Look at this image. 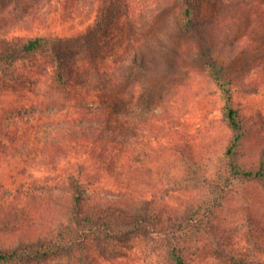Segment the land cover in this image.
I'll use <instances>...</instances> for the list:
<instances>
[{"label": "trees", "instance_id": "trees-1", "mask_svg": "<svg viewBox=\"0 0 264 264\" xmlns=\"http://www.w3.org/2000/svg\"><path fill=\"white\" fill-rule=\"evenodd\" d=\"M6 1L0 0V6ZM90 1L92 20L80 30L67 34L46 26L44 32L13 34L3 41L0 70L3 64L7 65L3 70L13 69L11 63L24 55L43 52L44 57L17 76L19 80L24 76L27 86L16 79L23 92L16 107H33V114L20 111L12 123L0 122V169L10 168L12 174L24 177L20 185L0 192V201L9 202L6 208L0 206V234H15L23 225L20 219L35 210L30 216L41 221L36 228L41 234L0 243V264H102L103 259L107 264H138L131 241L141 237L165 251L168 264L199 262L200 247L192 249V243L197 245L203 238L214 240L219 251H225L212 217L237 182L264 186V153L254 163L238 160L248 133L234 103L239 87L229 72L214 70L232 136L213 177L202 179L209 189L206 200L184 215L165 210L172 191L178 190L171 172L177 164L151 162L154 154L158 158L173 154L184 162L186 172L197 174L196 167L187 169L189 158L177 138L182 131L174 122L178 116L172 108L163 116L141 110L151 105L161 86L164 99L172 101L170 88L177 90L183 85L182 71L189 69V75L192 70L184 64L189 55L204 64H220L196 25L201 0ZM219 3L229 9L218 14L210 27L219 31L222 43L234 36L244 19L250 23L245 36L251 37L249 32L256 30L254 17H264V0ZM175 29L181 36L177 59L162 63L153 48L157 44L170 48L164 36ZM196 34L199 39L189 44L187 38ZM236 42H230L228 62L238 54ZM37 208L45 214H37ZM247 231L264 251V232L258 233L252 222ZM260 261L264 263V258Z\"/></svg>", "mask_w": 264, "mask_h": 264}, {"label": "rangeland", "instance_id": "rangeland-1", "mask_svg": "<svg viewBox=\"0 0 264 264\" xmlns=\"http://www.w3.org/2000/svg\"><path fill=\"white\" fill-rule=\"evenodd\" d=\"M91 4L90 0H9L4 2L0 6V50L4 46V39L9 40L10 35L13 34L19 36L33 34L37 31L42 32L46 26H49L52 31L59 30L67 34L84 28L93 17ZM227 7L220 4L219 0H201L200 8L197 7L196 25L201 30L202 40L205 38L208 43L204 42V45L208 47L209 51H213L215 57L220 60V64H204L201 59H198V56L194 58L189 55V57L191 56L190 60L184 64H190L192 70L189 75H186L189 69L182 71L183 79L182 76H179V80L183 82V85L178 86L177 90L174 87L170 88L172 95H169V98L172 101L168 102L164 99L161 86L158 93L153 96L151 105L146 104L145 108L141 109L143 114L150 112L160 116H163L168 108H172L176 112L178 118L174 122L179 125V129L182 131L181 137L177 138L182 140L187 158H189V162H186L189 164L187 169L192 167L197 169L196 175L189 171L186 172V167L183 168L184 162H181V159L173 154H166L162 158H158L154 154L151 157L154 166L159 163L160 165L175 163L178 166L171 169L172 174H175L178 180L176 186L178 190L172 191V196L169 197L170 202L165 210L170 209V213L184 215L206 200L209 189L202 179L205 176L213 177L214 170L221 160L222 151L226 149L225 147L232 136L223 109L224 94L220 85L213 78L214 72H216L214 70L220 74L229 72L230 79L233 80L234 85L239 87L234 95V103L239 106L248 131L244 144L238 151L239 162L254 163L253 161L260 159L264 153V17L259 15L254 17L253 25L256 30L249 32L251 37L245 36L250 23L249 20L244 19L240 22L239 28L236 27L234 36H231L229 41L222 43L219 31L212 32L210 25H212L211 21L218 14L222 15ZM207 27L209 29H206ZM199 36L196 34L191 35L190 39L187 38L189 44H192L194 39L198 40ZM242 36L245 38L239 41ZM180 37V33L175 29L174 32L164 36L170 48L161 44H157L153 48L162 63L165 60L177 59L175 51L180 48ZM118 40L119 38L115 39L116 42ZM233 40L237 41L234 47L239 51L237 56L228 62L227 58L230 57L228 48ZM112 44L113 40H110L109 45ZM102 45L106 50L107 39H104ZM243 45L247 46V49L242 50ZM190 49L185 50L190 52ZM233 52L231 51V53ZM43 54V52H38L19 57L11 63L13 69L3 70L7 65L1 66L0 77L11 81L8 84V82L0 80V122L3 121L5 125L12 123L11 119L15 118L20 111L27 112L29 116L33 114V107L27 108L25 105L16 107L15 100L23 94L19 85H16V79L23 72H27L32 64H39L44 57ZM160 56H164L163 59ZM175 66L174 68L177 69V65ZM215 66L216 69H214ZM200 68L203 70L201 71ZM25 79L24 76L20 80L17 79V84L27 86L28 81ZM147 161V158L143 159L144 163ZM204 163L210 166L207 169L199 167V164ZM155 176L152 174L153 178ZM142 178L149 180L145 174L142 175ZM23 180V176L12 174L10 168L0 169V192H3L4 188H15ZM1 183L4 185L1 186ZM8 203L5 200L0 201V206L6 208ZM37 210V214L41 216L43 213L45 214V210L38 208ZM35 213L36 210L30 211L27 213L28 217L20 219L23 225L14 230L15 234H0V243L8 244L19 238L28 239L41 234V230L36 229L41 221L31 220L30 214ZM16 218L18 217H14V219ZM212 219L221 244L226 249L219 251L214 240L210 238H203L197 245L193 241L192 249H196V246L200 247L197 256L199 262L194 261L195 264H264L260 261V258H264L263 246L252 239L247 231L248 225L252 222L258 233L264 232L263 185L254 181L237 182ZM131 245H133L132 257L138 264H154L155 262L168 264L167 259L163 257L165 251L161 249L158 251L154 244L146 241L145 238H134ZM232 255L235 256L233 260ZM101 263L107 264V261L103 259ZM34 264L38 263L34 262Z\"/></svg>", "mask_w": 264, "mask_h": 264}]
</instances>
